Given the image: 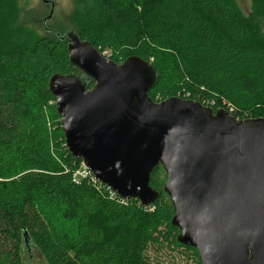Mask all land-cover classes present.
Wrapping results in <instances>:
<instances>
[{"label": "trees", "instance_id": "16d2710c", "mask_svg": "<svg viewBox=\"0 0 264 264\" xmlns=\"http://www.w3.org/2000/svg\"><path fill=\"white\" fill-rule=\"evenodd\" d=\"M251 1L248 17L235 0H75L86 27L73 31L117 64L151 63L154 102L179 97L259 119L264 0ZM67 46L47 31L31 47L15 35L0 39V264H24L25 233L48 264H161L151 251L165 246L198 254L177 241L161 166L150 180L161 195L148 208L92 176L75 178L82 162L66 147L49 90L53 75H80Z\"/></svg>", "mask_w": 264, "mask_h": 264}, {"label": "water", "instance_id": "95a60500", "mask_svg": "<svg viewBox=\"0 0 264 264\" xmlns=\"http://www.w3.org/2000/svg\"><path fill=\"white\" fill-rule=\"evenodd\" d=\"M42 1L51 5L46 31L68 41L80 72L49 81L71 155L144 208L161 195L150 187L161 166L180 245L196 249L201 264H264V118L238 120L179 97L154 102L151 63L131 56L117 64L74 31L47 29L56 4Z\"/></svg>", "mask_w": 264, "mask_h": 264}, {"label": "rangeland", "instance_id": "374dc122", "mask_svg": "<svg viewBox=\"0 0 264 264\" xmlns=\"http://www.w3.org/2000/svg\"><path fill=\"white\" fill-rule=\"evenodd\" d=\"M49 1L56 6L51 20L47 21L48 28L63 34L86 27L82 24L80 9L76 6L75 0ZM235 1L245 16H253L251 0ZM50 11L51 5L43 3L42 0H5L0 10V39H8L15 35L20 41L22 39L25 46L31 47L37 39L46 35L43 21L49 16ZM257 22L259 39L264 38V20L258 18ZM104 54L107 56L106 51ZM79 170H76L75 174ZM76 179L80 180L81 177L76 176ZM158 184H161V181ZM23 256L24 264H48L33 245L28 250L25 249ZM151 256L156 257V261L161 264H201L198 254L185 248L165 246L159 253L156 250L151 251Z\"/></svg>", "mask_w": 264, "mask_h": 264}, {"label": "built area", "instance_id": "2783aa9c", "mask_svg": "<svg viewBox=\"0 0 264 264\" xmlns=\"http://www.w3.org/2000/svg\"><path fill=\"white\" fill-rule=\"evenodd\" d=\"M105 55V54H104ZM209 106H214V102H212V103H209L208 104ZM206 107H208V106H206ZM210 108V107H209ZM81 172V173H80ZM76 176H79V177H81V178H84V177H87V176H92L91 175V173H89L83 166L81 167V169L79 170V172L78 173H76L75 174V178H76ZM93 177V176H92ZM94 178V177H93ZM112 195H114V194H112ZM115 196V195H114Z\"/></svg>", "mask_w": 264, "mask_h": 264}, {"label": "flooded vegetation", "instance_id": "af4514ba", "mask_svg": "<svg viewBox=\"0 0 264 264\" xmlns=\"http://www.w3.org/2000/svg\"><path fill=\"white\" fill-rule=\"evenodd\" d=\"M47 27V26H46ZM45 28V27H44ZM48 28V27H47ZM48 29H50V28H48ZM52 30V29H51Z\"/></svg>", "mask_w": 264, "mask_h": 264}]
</instances>
